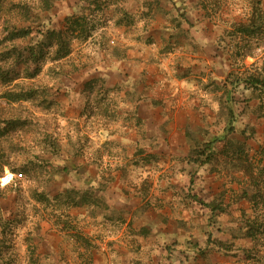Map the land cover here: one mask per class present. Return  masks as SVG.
Returning a JSON list of instances; mask_svg holds the SVG:
<instances>
[{"label": "rangeland", "instance_id": "374dc122", "mask_svg": "<svg viewBox=\"0 0 264 264\" xmlns=\"http://www.w3.org/2000/svg\"><path fill=\"white\" fill-rule=\"evenodd\" d=\"M137 3L129 18L120 0H0V264H161L151 251L170 245L136 231L190 232L189 209L230 260L264 264V94L249 81L264 40L227 32L264 0ZM205 144L217 174L201 173Z\"/></svg>", "mask_w": 264, "mask_h": 264}, {"label": "crops", "instance_id": "0c3cea01", "mask_svg": "<svg viewBox=\"0 0 264 264\" xmlns=\"http://www.w3.org/2000/svg\"><path fill=\"white\" fill-rule=\"evenodd\" d=\"M120 1V5L124 6L125 10L129 12H136V10L131 11L127 7L129 6V3L131 4V2H135L136 4H138V0ZM196 40L198 41V44H201V37H197ZM173 52L174 50L171 49L168 53ZM197 186L201 187V181L195 183V187ZM135 212L139 214V220L144 218L143 214L145 213H139L137 211ZM194 212V209H189L180 218H178L177 215L170 216L174 219L178 218L180 220H184L185 223L180 224V226H184L185 229L190 230V232H169L165 229L161 230L160 232H154L152 228H148V231L145 228V230L142 231V227H145L148 224L145 223L139 226L136 232H147L145 235H141V237L148 236L153 238L154 243H160V245L168 243L170 245L169 249L162 247L161 252L155 250L151 251L152 254L150 256L152 257V259L155 260L154 254L161 253L159 256V260L162 261L161 264H238L234 260L229 259L231 258L232 251L225 248L223 249L221 248V245L215 243L213 235L209 240L208 235L215 232H200L201 225H198L199 219L194 215ZM122 220L123 219H121V225L123 224ZM158 225H160V223H158ZM125 228L126 227L123 224L122 231H125ZM228 238L231 239L230 241H228L229 243L234 240L232 239L231 235H229ZM217 239L220 240L221 237H217ZM248 241L250 242V239H248ZM146 248L147 245H143L141 249L144 250Z\"/></svg>", "mask_w": 264, "mask_h": 264}, {"label": "trees", "instance_id": "16d2710c", "mask_svg": "<svg viewBox=\"0 0 264 264\" xmlns=\"http://www.w3.org/2000/svg\"><path fill=\"white\" fill-rule=\"evenodd\" d=\"M124 1V0H123ZM121 7V6H120ZM122 12H124L123 14H128V17L130 18L131 16V12H127L125 9L122 8ZM127 12V13H126ZM134 17V15H133ZM129 18L127 21H129ZM182 18L183 17H176L173 18L172 21H175L176 23V27H181L182 26ZM184 20V18H183ZM71 25L73 27H75L74 22H70ZM128 23V22H126ZM188 25L190 26V23H188ZM231 29L228 30V35L231 36V38H241V37H247L249 38H253L255 40H264V8H262L260 5H253L252 6V10L249 12L248 16H246V21L244 22H232V24L230 25ZM8 33H7V39H17V38H23L26 37L29 33V30L26 28H12V29H7ZM47 37V36H46ZM48 39L50 40V43L48 44L49 46H54L55 50H54V54H55V59H61L64 58L65 56H67L70 53L69 50V46L66 42H64L62 40V35L60 32H55V31H51L48 32ZM39 48V51H42L40 48L41 47H37ZM164 51V50H163ZM250 50L248 49V52H245L244 54H242V56H249L250 55ZM31 57L35 59L36 62H39V58L37 56V52L31 51L30 53ZM250 79V85H252L253 88L257 89L261 94H264V73H262L261 71H257L255 75H249ZM237 79V78H236ZM241 81V80H238ZM245 83H247V80H243ZM32 91L29 92V96L28 97H32L33 94H31ZM228 110V118H227V123L224 127V131L225 134L223 137H220L219 139H226L225 142L227 141L229 144V147L235 148L234 151H227L225 154H230L231 155V159H232V155L237 153V151H243V148L241 146H239V144H235L234 142H232L231 140H228L227 137H229V135L233 134L235 132V122L233 119L234 116V112H232V108H227ZM8 123V122H7ZM10 125L16 124L15 122L11 121L9 122ZM227 136V137H226ZM218 136L214 137V139H217ZM191 141V140H190ZM214 141V140H213ZM217 141V140H215ZM226 142V143H227ZM212 143V141H211ZM189 142H188V150H189ZM238 147H237V146ZM230 149V148H228ZM193 150V149H192ZM191 151V156L194 155V151ZM189 151V154H190ZM214 151V146L211 144V146L209 144H205L203 147H201V151L199 152V155L195 156L196 158H202L206 157L208 158V154ZM206 158H202L201 159V173L207 172H213L216 173L215 170H211V168H205L204 166L207 164V159ZM234 158V157H233ZM235 159V158H234ZM233 159V161H234ZM5 165L2 164L1 167V171H3V167ZM204 169V170H203ZM182 172L186 173V177L190 182L191 179V172L189 170L188 167L182 168ZM198 173L199 169L198 167H196L195 171L192 173ZM217 174V173H216ZM252 175V173H250ZM203 176V175H201ZM219 177V176H218ZM253 182H255V185L258 184V181L256 179L253 178ZM197 183V182H195ZM193 187L195 186V184L192 185ZM189 187V186H188ZM80 204V203H79ZM142 231H144V228L141 229ZM253 236V240L255 238V234L252 235ZM254 243V242H253ZM254 247V245H253ZM258 248V246H257ZM254 247V250L257 249ZM253 250V251H254Z\"/></svg>", "mask_w": 264, "mask_h": 264}]
</instances>
